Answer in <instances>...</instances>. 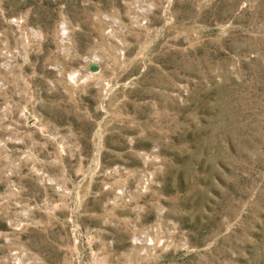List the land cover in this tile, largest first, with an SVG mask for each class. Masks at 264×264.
<instances>
[{"label":"rangeland","instance_id":"374dc122","mask_svg":"<svg viewBox=\"0 0 264 264\" xmlns=\"http://www.w3.org/2000/svg\"><path fill=\"white\" fill-rule=\"evenodd\" d=\"M0 264H264V0H0Z\"/></svg>","mask_w":264,"mask_h":264},{"label":"water","instance_id":"95a60500","mask_svg":"<svg viewBox=\"0 0 264 264\" xmlns=\"http://www.w3.org/2000/svg\"><path fill=\"white\" fill-rule=\"evenodd\" d=\"M98 69H99V65H98L96 62L91 61V62L89 63V70H91V71H96V70H98Z\"/></svg>","mask_w":264,"mask_h":264}]
</instances>
